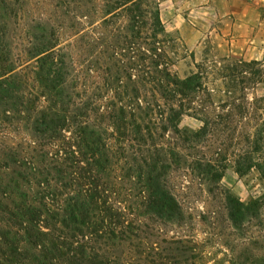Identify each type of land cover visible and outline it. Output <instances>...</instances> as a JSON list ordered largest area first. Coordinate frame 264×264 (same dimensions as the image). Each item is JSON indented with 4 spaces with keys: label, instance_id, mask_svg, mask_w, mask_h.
Instances as JSON below:
<instances>
[{
    "label": "trees",
    "instance_id": "16d2710c",
    "mask_svg": "<svg viewBox=\"0 0 264 264\" xmlns=\"http://www.w3.org/2000/svg\"><path fill=\"white\" fill-rule=\"evenodd\" d=\"M104 6L109 18L103 20L102 27L113 26L114 30L103 38L105 49H95L98 47L95 37L89 46L102 56V61L96 59L93 65L105 74L102 87L120 97L114 123H136L133 126L136 140L145 147L140 152L148 153L137 167V175H132L137 176V207L164 222L178 218L182 207L165 185L169 165L158 155L163 149L147 141L145 135H151L150 130L144 133L138 123H155L156 117L150 116L158 111L156 123H168L169 127L162 126L163 131L171 128L184 141L196 140L206 132L208 123H232L235 119L250 123L261 99L250 100L246 88L264 81V71L253 68L259 61L227 62L218 68L223 87L211 91L205 84L207 77L202 65L185 77L171 69L179 46L165 31L157 2L106 0ZM39 44L31 80L48 104L33 118L28 116L29 128L36 137L25 143L0 137V264H132L133 258L124 257L123 251L116 252L124 247L129 253L135 247L133 241L141 239L144 230L139 219L132 217L131 207L122 205L116 197L113 178L119 164L118 150L114 151L113 145L120 148L121 143L112 144L106 137L101 125L103 114L95 101L92 108L84 100L67 99L65 91L70 79L64 55L46 41ZM3 52L0 44V59ZM121 55L131 59L125 61L119 58ZM3 62L0 102L14 106V100L21 99L24 103L27 95L30 102L32 91L15 71V63L7 58ZM74 79V84L69 82L72 88L79 77ZM239 84L249 86L242 85L239 89ZM100 88L97 84L94 89ZM214 91L226 98L212 100ZM128 102L134 105L130 107ZM24 108L16 110L17 113L29 111ZM134 109L144 111V117L137 115L135 119L133 114L129 119L127 114ZM92 111L96 112L95 120L91 119ZM183 114L195 116L203 125L197 132L186 135L176 124ZM177 148L168 150L169 161L182 157ZM151 153L158 156L155 158ZM195 163L212 179L221 178L227 166H219L211 159ZM252 168H257L264 179V119L252 133L247 149L234 160L239 175ZM263 199L264 194L244 203L226 196L230 221L240 228L245 220L256 219ZM163 242L166 245L161 248L155 241L140 253L142 257L136 258L140 260L138 264H163L164 258L170 264H187L199 256L197 244L189 239L171 238ZM252 257L248 264H264V255L255 253Z\"/></svg>",
    "mask_w": 264,
    "mask_h": 264
},
{
    "label": "rangeland",
    "instance_id": "374dc122",
    "mask_svg": "<svg viewBox=\"0 0 264 264\" xmlns=\"http://www.w3.org/2000/svg\"><path fill=\"white\" fill-rule=\"evenodd\" d=\"M105 1L0 0V44L4 49L0 64L6 58L8 61L12 59L15 71L20 73L26 87L32 91L30 102L27 101L28 95L24 103L21 99L14 100V106L10 102H0L1 139L25 143L36 137L29 128L31 121L28 116L33 118L48 102L33 85L32 69L38 57L36 49H40L39 43L46 41L56 52L64 55L69 69L68 80L79 77L74 88L70 87V80L66 85L67 99L84 100L92 108L97 103L103 114L101 125L105 127L106 137L112 144L121 143L122 148L113 145L114 151L118 150L116 159L119 164L113 178L117 186L116 197L122 205L131 207L130 211L134 213L132 217L139 219L144 233L141 239L133 241L135 247L129 253L121 247L117 254L123 251L124 257L128 255L134 259L132 264H138L140 260L136 261V258L142 257L140 253L149 249L155 241L161 248V245H166L164 240L186 238L197 244L199 254L197 258L188 260L187 264H248L255 253L264 255V199L258 217L250 222L245 220L240 228L230 221L225 204L226 196L247 203L264 194V179L257 168L242 175L234 169V160L247 149L252 133L264 119V81L246 88L250 100L261 99L257 102V110L250 123H240L236 119L231 120L232 123H208L206 132L192 141L177 137L171 128L163 131L162 126L169 127V124L156 123L158 111L150 116L153 119L156 117L155 123H138L144 133L150 130L151 135H145L147 141L156 143L159 150L160 147L163 149L158 155L169 165L165 170V185L182 207V214L178 218L162 221L153 213L137 207V176L132 175H137V167L148 153L140 152L145 147L136 140L137 134L133 130L136 123H114L113 116L118 115L120 97L102 87L105 74L93 66L94 60L102 59L100 51L92 52L89 46L93 37L98 45L95 49L103 50V38L109 30H114L113 26L102 27L103 20L109 18L104 11ZM154 1L158 4L165 31L176 39L179 46L171 69L180 77L197 71V66L202 65L207 77L205 84L212 91L223 87L218 68L227 62L259 61V64H253V68L260 67L264 71V0ZM119 58L125 61L131 59L122 55ZM97 84L101 86L99 90L94 89ZM242 85L249 86L239 84L237 87L240 89ZM212 93V100L226 98L221 92ZM147 99H151L150 95H147ZM128 103L130 107L134 105ZM24 107L29 111L18 114L16 110ZM68 107L71 111L72 105ZM130 107L127 109L130 110ZM95 113L92 111V120H95ZM133 114L135 119L137 115L144 117V111L134 109L127 114L129 119ZM176 124L186 135L197 132L203 125L200 119L187 114H183ZM176 145H184L185 148H177ZM172 148L179 149L182 154L178 161L167 158L168 150ZM151 154L155 158L158 156ZM202 159H211L219 166L227 165L221 178L212 179L210 175L203 174L195 163ZM162 253L168 255V252ZM161 261L170 264L168 258Z\"/></svg>",
    "mask_w": 264,
    "mask_h": 264
}]
</instances>
